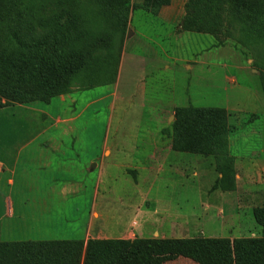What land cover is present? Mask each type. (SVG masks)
<instances>
[{"label":"rangeland","instance_id":"obj_1","mask_svg":"<svg viewBox=\"0 0 264 264\" xmlns=\"http://www.w3.org/2000/svg\"><path fill=\"white\" fill-rule=\"evenodd\" d=\"M38 1L47 4L41 12L44 21L64 16L57 5L62 0H27L29 4L34 5ZM72 1L89 5L86 0ZM136 1L138 0H132L133 5L137 3ZM190 1L171 0L170 5L161 10L160 13L164 14L163 21L173 24L174 27L161 24L151 18L145 19L143 13L138 12L139 10L133 6L132 16L138 19H133L132 22L130 19L132 25L128 24L123 32H113L109 50L100 52L101 66L104 69L108 68L106 69L108 71L116 69L113 85L93 88L86 84L82 87H73L71 94L53 99L47 106L33 103L14 105L0 110V145L8 142L23 143L32 139L59 138L66 141L89 142L90 148L85 149L90 152L88 157H91L93 153L98 157L101 155V147L105 140L111 144L120 141L154 140L159 137L156 119L160 116V111L168 107L170 99L178 107L185 105L184 100H179L177 95H174L175 100L172 96L170 97L171 89L174 87V91L178 90L180 93L181 88L189 87L191 88L190 105L198 108H227L231 112L230 116L228 115L230 117L228 141L231 145L237 144L233 145L230 151L233 155L235 154L234 156L242 159V165L256 167L258 164H264V154L259 153L260 158H251L255 156L252 152L264 151V95L259 85L262 81L264 82V39L259 38L258 42L246 39L248 33L241 32L239 27L231 21L232 14L229 13L227 6H223L226 11L221 14L222 22L217 34L198 32V28L195 27L191 31H186L185 28L190 27L188 19L193 16L188 6ZM67 8L64 6L65 11ZM86 9L87 7L84 12L91 15ZM213 15L214 12L211 16ZM65 19L66 16L58 20L63 23ZM39 33L44 35L41 30ZM141 35L152 36L154 43L137 39ZM259 35H264L262 27ZM133 36L134 39H132ZM148 44L156 45L155 49L148 47ZM126 45H128V54L131 51L130 55L133 59L140 61L138 64L137 61H133L132 66H124L119 81L120 58ZM170 57L226 67L197 66L189 73H184L179 67L173 75L162 69L164 62H171L168 60ZM112 58L115 59V65L110 68L108 62ZM149 60H153L154 68L151 67L150 62L147 63ZM142 61H145L147 73H143L141 69L140 75V70L137 68L141 66ZM233 65L240 67L235 68L232 67ZM138 76L139 79L144 80V86L147 89L144 98L140 97V91L136 89ZM231 78L234 79L232 83L229 81ZM204 79L208 83V88L203 87L207 85ZM98 83H103V79L97 81L96 85ZM153 83L156 87L155 91L149 89ZM141 87L142 85L139 89ZM234 111L239 112L234 114ZM57 120L62 122V125L59 128H53ZM173 122L174 116L169 120V131ZM169 131L162 133L169 135ZM243 142L247 145L242 146ZM6 150L7 148L0 147V157ZM88 157L73 156V167L76 165L75 161H78L81 168H84ZM190 157L191 165L186 164L184 179H172V181L168 172L154 174L151 171L141 173L131 171L126 173L122 170L124 172L122 175L114 170L113 163H108L109 160L106 159L105 162L109 166L107 172L103 173L97 167L90 174L80 173L79 180L82 186H85V195L82 194L80 197H67V200L60 201L57 196H11L17 212L13 219L15 224L20 222L16 218L18 212H28L29 205L33 201L47 204L52 212L48 213L49 221L46 228L42 229L45 230L43 237L31 239V237L24 238L25 236L11 237L14 235L8 234L7 238L0 230V242L82 241L91 207L90 191L95 185L99 188V195L96 197V225L91 240L260 238L262 230L255 224L251 211L246 210L241 213L243 218L240 225H235L236 223L232 220L224 219L232 213L231 208L243 207L238 203L242 190L239 188L240 190L238 189L233 196L224 195V200L222 195H219L220 192H208L214 175L212 158L193 155ZM248 158H251V161ZM96 162L99 164L98 160ZM9 165L13 167L15 160H11ZM172 171L175 172L176 169L173 168ZM194 173L196 176L193 175ZM8 180L13 182V188L29 184L30 180L24 176L22 160L17 163L15 171L12 169L10 174L0 175V187L9 188L10 186L6 184ZM170 180L173 186L169 185ZM262 183L264 184V179ZM152 186L153 190L149 196H120L123 188L148 189ZM254 191L259 195L251 200H258V202L251 203L249 207L258 206L261 201H264V187L255 185ZM206 204H212L213 207L206 210ZM135 208L138 209L137 212H131ZM74 209L75 212H73ZM124 212L128 220H131V215H135L136 218L143 220L144 224L138 228H123L124 222L118 216H122ZM4 223L5 220L1 226ZM124 230L130 232V234L127 233V237L122 236ZM165 264L193 263L181 259Z\"/></svg>","mask_w":264,"mask_h":264},{"label":"trees","instance_id":"obj_2","mask_svg":"<svg viewBox=\"0 0 264 264\" xmlns=\"http://www.w3.org/2000/svg\"><path fill=\"white\" fill-rule=\"evenodd\" d=\"M86 2L89 5L62 0L57 5L64 16L44 21L41 12L46 3L0 0V110L33 103L47 106L86 84L112 86L116 69L108 71L99 62L100 52L109 50L112 33L123 32L130 24L133 6L157 16L171 0H138L135 5L132 0ZM188 6L193 16L186 31L195 27L198 32L217 34L227 6L231 21L248 33L246 39H264L259 35L264 29V0H191ZM108 64L111 68L115 59ZM259 85L264 95V82ZM228 138L225 110L192 106L174 110L172 151L212 158L220 176L213 192L235 190ZM252 218L262 230L260 238L0 242V264H165L181 259L193 264H264V207H255Z\"/></svg>","mask_w":264,"mask_h":264},{"label":"crops","instance_id":"obj_3","mask_svg":"<svg viewBox=\"0 0 264 264\" xmlns=\"http://www.w3.org/2000/svg\"><path fill=\"white\" fill-rule=\"evenodd\" d=\"M143 16H145V19L151 18L154 19L161 24L167 25V26H173V24H167V22H164V14L159 13L157 16H151L149 14L143 13ZM148 16V17H146ZM133 19H138L135 17H131V22ZM144 19V18H141ZM130 22V26L132 25ZM175 33V32H174ZM134 39V36L133 38ZM142 41L154 43V39L152 36L149 35H141L139 38ZM136 39V40H137ZM132 41V40H131ZM152 44H148V47H151V49H155V46ZM128 45L124 47V51L121 53L120 58V73H119V81L122 76V72L124 69V66H132L131 63L133 61H137V64L140 60H135L133 57L128 54L127 51ZM130 56V57H129ZM140 59V56H139ZM168 60H171V62H164L162 69L164 71L170 72L173 75H175L177 68H182L184 73H189L194 70L197 66H204V68L209 67H226L219 64H209L208 62H190L188 60H184L182 58H168ZM151 63V67L154 68L153 60H149L147 63ZM145 61H142L140 65H133V66H140L137 68V70H140L141 75V69L143 73L145 72L146 64ZM232 67L239 68L238 65H233ZM161 69V70H162ZM208 74V70H207ZM143 77V76H142ZM184 79V77H183ZM205 80V83L207 84L206 87L208 88V83ZM230 83L234 81V79H229ZM137 86L136 89L140 91V97L144 98V95L147 91L146 87L144 86V80L139 79V76L136 80ZM142 85L141 89L139 87ZM153 83L151 85L152 91L156 90V87ZM211 87H215L211 85ZM182 89V90H181ZM181 94L178 90L174 91L175 88L173 87L170 91V97L175 100V96H178L179 100H184L185 105L178 107L175 102L170 99L168 102V107L163 108L162 111H160V116L157 117L156 123H157V133L159 134V137L154 140H132L127 142H116V143H109L108 140H105L102 144V151L101 155L96 157L94 153L91 157H88L90 154L89 149L90 143L89 142H79V141H66L62 139H52V138H46V139H32L25 141L23 143H1L0 147L7 148L6 151H4L3 156L0 157V175H8L10 174L11 170L15 171L16 165L19 162V160H22V166L24 170V176L27 177V180H30L27 186L24 187H18L13 188V182L11 180H8L6 182L7 185H9V188H1L0 187V230L2 235H5L8 238L9 235H14L11 237H31V239H37L39 237H43V232L45 230H42L43 228H46L47 223L49 221V212H52V209H48L47 204H39L36 201L31 202V205H29V211L26 213H22L21 211L17 214V219L20 220L18 224L13 223V219L15 218V206L13 205L11 196H27V197H47V196H57L60 201L65 200L67 197H80V195H85V186L81 184L80 179V173L87 174L92 173L94 170L98 167L99 171H103V173L107 172L109 170L108 163H113V168L116 171H119L123 175L125 171L131 172H154V174H162L164 172H168L171 176V180L175 179H184L186 177L185 173V167L186 164L191 162V157L189 154L184 153H178L172 151L171 148V139H170V131H169V120L172 119V116H174V110L177 108H185L192 106L190 105V90L191 88H181ZM189 91V93H188ZM194 107V106H192ZM198 108V107H194ZM214 109H223L227 112V114L230 116V111L227 108H219V107H213ZM205 109V108H200ZM44 112L43 110H41ZM239 111H234V114H237ZM45 113V112H44ZM49 114V113H47ZM228 116V123L230 121V117ZM62 125V122H59L57 120V123L54 124L53 128H59V126ZM169 131V135H165L162 132ZM7 144V146H5ZM237 143H234L231 145V143L228 141V150L231 157L234 158L235 164V180H236V189L231 192H220L219 195H222V198L224 200V195H230L233 196L238 192V189L240 188L242 190L241 197H239V205L243 207H237V208H231L232 213L229 214V216H225V221L232 220V222H235V225H240V222L242 220V212L251 211L255 207H264V201H259L261 204L256 205L254 207H249L251 203H256V201H252L251 198L257 197L259 195L254 191V186H260L261 188L264 187L263 179H264V164H258L256 167H246L245 165H242V159L234 156L230 149L234 145L236 146ZM242 146L247 145V143H241ZM260 154H264V151L260 152H252L253 159L260 158ZM85 155V158L88 157L87 164L84 168H81V164L78 161L76 162L75 167H73V156L76 158H79L81 156ZM106 155V156H105ZM106 157V158H105ZM104 158V159H103ZM210 158V157H209ZM251 158H248L249 161H251ZM106 159H108V163H106ZM112 159V160H111ZM11 160H15V165L13 167H10L9 162ZM99 164H97V161ZM251 164H253L251 162ZM91 165V168L89 166ZM150 165H152L150 167ZM191 165V163H190ZM214 167V163H213ZM128 168V169H125ZM175 168L176 171L173 172L172 169ZM252 174L253 176H251ZM196 176V174H193ZM220 176L216 173L215 167H214V175H213V183L216 182L217 179H219ZM170 180V181H171ZM172 180V181H173ZM169 181V185L173 186L172 181ZM259 182V184L257 183ZM211 184L210 190L208 192L211 193V187H213ZM239 189V190H240ZM105 190V189H104ZM108 190V189H107ZM122 192L120 196H127V195H142V196H149L151 194V191L153 190V186L144 189V188H127V189H121ZM250 190V191H248ZM217 192V191H214ZM212 192V193H214ZM262 193V192H261ZM90 194L92 195L91 200V207L89 208L90 212L88 214L87 219V227L85 232L83 233V242L86 243L87 241L91 240L93 237L94 228L96 225V197L99 195V188L93 186L92 190L90 191ZM238 199V198H237ZM67 200V199H66ZM78 203V202H76ZM209 203V202H207ZM211 207H213L212 204H206V210H209ZM125 208V207H122ZM137 208L132 209L131 212H137ZM219 211H222L223 209H218ZM127 212L128 210H123ZM75 212V209L73 210ZM125 212L120 217V220L124 222V227H141L144 223L143 220L136 218L135 215H131L130 219L128 220V217L125 216ZM229 219V220H228ZM5 220V223L1 226V223ZM224 221V222H225ZM23 222V227H22ZM85 225V226H86ZM54 226V224H53ZM26 231H24V230ZM23 230V231H22ZM16 232V233H14ZM262 232V231H261ZM130 232H126L124 230L122 232L123 237H127ZM16 234V235H15ZM127 234V235H126ZM219 239V238H216ZM111 240V239H110ZM24 242H42L38 240H29Z\"/></svg>","mask_w":264,"mask_h":264}]
</instances>
